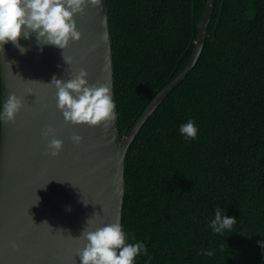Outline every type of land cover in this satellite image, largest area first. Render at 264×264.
I'll list each match as a JSON object with an SVG mask.
<instances>
[{
	"label": "trees",
	"instance_id": "1",
	"mask_svg": "<svg viewBox=\"0 0 264 264\" xmlns=\"http://www.w3.org/2000/svg\"><path fill=\"white\" fill-rule=\"evenodd\" d=\"M107 4L125 136L191 61L207 0ZM190 119L195 139L179 130ZM125 174L122 230L147 249L134 264H264V0H215L198 62L140 128ZM217 208L236 219L222 235Z\"/></svg>",
	"mask_w": 264,
	"mask_h": 264
},
{
	"label": "water",
	"instance_id": "2",
	"mask_svg": "<svg viewBox=\"0 0 264 264\" xmlns=\"http://www.w3.org/2000/svg\"><path fill=\"white\" fill-rule=\"evenodd\" d=\"M215 0H207L196 47L184 71L147 106L132 130L120 135L114 83L113 36L107 0L76 14L79 41L64 50L41 45L36 34L21 36V52L11 43L0 51L2 110L10 93L24 101L14 123H3L0 142V264H81L77 253L84 228L123 224L128 149L145 121L188 76L204 49ZM107 39H104V35ZM64 56L72 57L67 64ZM84 69L90 84H107L116 104V121L88 126L67 123L57 108L53 76L68 80ZM46 127L63 141L52 156ZM83 139L77 146L71 139ZM90 219L89 224L87 221ZM47 222V223H44ZM15 244L18 247L13 248Z\"/></svg>",
	"mask_w": 264,
	"mask_h": 264
},
{
	"label": "clouds",
	"instance_id": "3",
	"mask_svg": "<svg viewBox=\"0 0 264 264\" xmlns=\"http://www.w3.org/2000/svg\"><path fill=\"white\" fill-rule=\"evenodd\" d=\"M88 5L99 8L101 0H0V51L3 52L4 45L11 42L21 54L26 53L27 49L20 45L19 40L21 36L29 39L31 33L36 34L41 45L66 49L70 41L81 39L82 33L77 30L74 17L83 14ZM104 39H107L106 34ZM63 59L69 65L73 63L70 56L63 55ZM87 76L88 72L84 69L68 80L53 76L49 84L57 90V108L67 123L90 127L102 124L108 129L116 121V104L111 88L107 84H90ZM23 104L22 98L10 93L0 111V122L14 123ZM179 130L186 139L197 137L198 128L191 119L183 123ZM42 135L53 137L47 147L52 156L59 155L63 141L55 138L54 130L46 127ZM71 139L79 146L83 138L74 134ZM89 222L90 219L87 224ZM235 223L234 217L217 208L210 227L214 233L222 235L225 230L230 231ZM80 238L87 242L77 253L81 264H134L135 257L141 252L147 255L144 243H126V234L119 222L96 227L95 230L84 228ZM12 247L18 246L13 244ZM204 255L212 256L213 251H206Z\"/></svg>",
	"mask_w": 264,
	"mask_h": 264
}]
</instances>
